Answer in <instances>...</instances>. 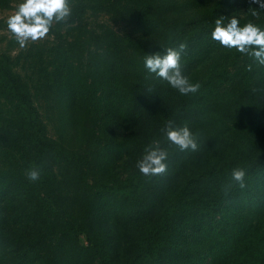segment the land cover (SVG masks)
<instances>
[{"label":"trees","instance_id":"16d2710c","mask_svg":"<svg viewBox=\"0 0 264 264\" xmlns=\"http://www.w3.org/2000/svg\"><path fill=\"white\" fill-rule=\"evenodd\" d=\"M13 1L0 10H17ZM70 5L44 52L15 37L0 48V264H264V66L211 38L221 16L264 29V9L257 18L249 0ZM181 43L182 72L200 85L188 95L144 63ZM170 121L198 134V151L169 146ZM154 141L168 148V168L149 177L135 165Z\"/></svg>","mask_w":264,"mask_h":264},{"label":"clouds","instance_id":"9594fccd","mask_svg":"<svg viewBox=\"0 0 264 264\" xmlns=\"http://www.w3.org/2000/svg\"><path fill=\"white\" fill-rule=\"evenodd\" d=\"M249 3L251 15L259 18L257 9H264V0H249ZM251 5L257 7L252 8ZM71 12L70 0H22L16 12L8 18L7 25L20 47L24 48L29 41L36 42L47 37L53 24L66 22ZM214 23L211 32L214 41L222 47L236 49L264 66V29L252 22L240 26V20L235 15L228 17L227 23L224 16L217 18ZM186 47L185 43H181L178 48L164 49L163 54H148L144 62L149 73L167 81L181 95L195 93L200 88L199 84L190 83L182 72L181 58ZM248 70H251V65ZM161 131L169 146L175 145L180 151H198V134H194L187 125L176 126L170 121ZM168 158V148L162 146L160 141H154L145 148L136 167L145 176L163 175L168 168ZM26 176L30 181H36L40 177V170L29 169ZM245 176L246 170L243 168L232 170V179L240 188L246 187Z\"/></svg>","mask_w":264,"mask_h":264},{"label":"rangeland","instance_id":"374dc122","mask_svg":"<svg viewBox=\"0 0 264 264\" xmlns=\"http://www.w3.org/2000/svg\"><path fill=\"white\" fill-rule=\"evenodd\" d=\"M21 2H22V0H14V1H13V5L18 6ZM15 12H16V9H11V10H0V17H5V18H7V17H10L11 15H13ZM2 33L5 34V31L2 32ZM13 37H14V36H13L10 32H7V33H6V39H5L4 37L0 39V48L4 49V48L6 47V44H7L8 40L11 39V38H13ZM13 39H15V38H13ZM51 42H52V38H51V37H45V38H43V39H41V40H38V41H36V42L29 41V42L27 43L26 48H28L29 46H31V45L33 44V45H37L36 47L33 48V50H32L33 53H35V51L37 50V47H41L40 50H41L42 52H44V51H43V50H45L44 48H45L48 44H50ZM14 43L17 45L16 47H20V45L18 44L17 41H14ZM91 48H92V47H91ZM124 131H125L124 129L119 130L120 135L125 134ZM110 133H111V130L109 129V135H108V136H111ZM144 150H145V149H144ZM143 154H144V153L141 154V157L143 156ZM121 164H122L121 161H118V162H117V165H118V168H117V169H118V170H119V167H120ZM135 166H136V165H135ZM133 168H134V166H133Z\"/></svg>","mask_w":264,"mask_h":264}]
</instances>
